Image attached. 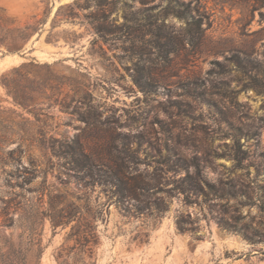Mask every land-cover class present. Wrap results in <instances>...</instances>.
I'll return each instance as SVG.
<instances>
[{
	"label": "rangeland",
	"instance_id": "obj_1",
	"mask_svg": "<svg viewBox=\"0 0 264 264\" xmlns=\"http://www.w3.org/2000/svg\"><path fill=\"white\" fill-rule=\"evenodd\" d=\"M0 7L15 20L11 28H37L17 52L2 48L0 81L33 62L43 68L27 79L49 78L53 87L50 100L35 92L29 96L40 105L24 109L0 84L1 253L13 232L2 212L10 192L21 193V164L43 170L52 156L40 148L42 133L61 143L77 138L97 154L125 146L154 185L144 202L121 208L54 158L48 185L80 190L97 216L86 264H264V0H0ZM96 30L109 34L99 39ZM76 84L90 94L78 112L67 107ZM172 163L186 169L170 172ZM188 174L201 176L203 193L181 192ZM70 230L45 222L41 264H61L58 252L74 245Z\"/></svg>",
	"mask_w": 264,
	"mask_h": 264
},
{
	"label": "trees",
	"instance_id": "obj_2",
	"mask_svg": "<svg viewBox=\"0 0 264 264\" xmlns=\"http://www.w3.org/2000/svg\"><path fill=\"white\" fill-rule=\"evenodd\" d=\"M14 24L15 20L6 15V9L0 7V51L7 47L9 53L17 52L22 43L37 30L34 26H27L24 29L11 28ZM96 31L99 39H105L104 36L109 34L105 30ZM41 68H43L41 65L33 62L25 63L14 69L12 76H3L0 84L7 90L15 104L24 109L39 106L37 100L29 96L35 92L41 93L47 100L51 99L48 92L53 91V87L49 78L36 83L26 77V74L39 75ZM24 82L30 83V88L24 86ZM72 91L73 96L70 97L68 108L73 104L78 112V106L89 107L90 94L86 86L76 84ZM39 135L40 148L44 152L51 151L52 156L47 158L43 170H39L41 165H36L33 161L28 166L21 164L24 170L21 193L10 192V198L6 200L2 212V216L6 217V231L13 232L6 235V252L1 253L0 249V264H41L46 248L43 246V231L47 220L54 230L58 227L71 226L66 242H74V245L68 249L62 248L58 252L57 259L60 263L86 264V257L92 258L93 245L98 241L93 225L97 216L90 208L88 196L80 194V190L69 192L48 185V171L55 165L54 158L63 160L64 166L79 176L78 179L85 188L105 189L115 198V204L121 208L128 209L131 203L144 202L143 198L154 185L146 182L142 174L138 173L137 158L125 146L118 148L109 145L104 153L97 154L88 150L77 138L61 143L52 139L46 140L42 133ZM33 148V144L28 147L29 151ZM8 155L12 158L15 150L10 151ZM236 161L241 164L242 158L236 157ZM185 167V163H172L169 165V171L177 173L179 169H186ZM6 174V185L12 190L14 186L11 182L14 175L8 172ZM39 178L42 181L37 183ZM185 178L190 181L187 179L182 181L180 188L182 193L188 196L204 192L201 187L203 180L199 174L196 177H190L188 174ZM17 198H20V201H17ZM178 223L180 230L186 231L184 220L180 219ZM18 232L20 233L17 234Z\"/></svg>",
	"mask_w": 264,
	"mask_h": 264
},
{
	"label": "water",
	"instance_id": "obj_3",
	"mask_svg": "<svg viewBox=\"0 0 264 264\" xmlns=\"http://www.w3.org/2000/svg\"><path fill=\"white\" fill-rule=\"evenodd\" d=\"M0 55H3L2 53H0ZM4 58H6V57H4Z\"/></svg>",
	"mask_w": 264,
	"mask_h": 264
}]
</instances>
